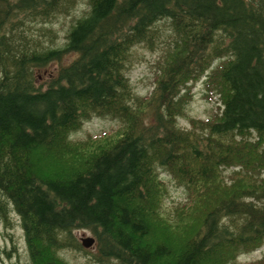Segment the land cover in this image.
I'll use <instances>...</instances> for the list:
<instances>
[{
  "label": "trees",
  "instance_id": "16d2710c",
  "mask_svg": "<svg viewBox=\"0 0 264 264\" xmlns=\"http://www.w3.org/2000/svg\"><path fill=\"white\" fill-rule=\"evenodd\" d=\"M78 1L0 0V211L18 214L31 264H70L56 250L81 247L80 228L95 235V260L122 264H225L261 245L264 0H84L62 45L35 38L37 23ZM160 42L151 96L139 97L127 75L133 50ZM200 77L220 111L184 127L182 89ZM93 116L117 118L119 133L79 157L69 134ZM240 147L253 151L243 157ZM230 166L241 179L220 196L207 191L193 233L154 232L161 168L205 190Z\"/></svg>",
  "mask_w": 264,
  "mask_h": 264
},
{
  "label": "rangeland",
  "instance_id": "374dc122",
  "mask_svg": "<svg viewBox=\"0 0 264 264\" xmlns=\"http://www.w3.org/2000/svg\"><path fill=\"white\" fill-rule=\"evenodd\" d=\"M85 6V1L79 0L72 7L71 14H69L70 11L57 14L48 21L37 23V25L42 26L43 31L41 34H35V38H38L41 43L47 46L62 45L68 26ZM163 46L162 42L154 48L140 44L133 50L127 75L135 94L139 97L151 96V89L156 82V74L159 73V66L162 63L159 56L163 52ZM69 58L70 54H67L62 62H66ZM56 66L57 62L52 61L39 68L36 71L39 80L44 81L50 77ZM203 79V77H200L190 80L182 89L185 94L182 102L183 110L178 115L177 121L184 127H190L193 119L211 121V117L220 111L217 94H211L208 91ZM143 100L145 101V99ZM118 125L117 118L93 116L85 120L78 129L72 131L69 138L76 142L77 146L75 148L78 147L79 157H81V154L84 155L86 152L96 150L102 145L113 141L119 133ZM239 151L245 157L247 151L253 150L240 147ZM67 158L69 160L63 163L62 166H66L73 159L72 155H68ZM239 169L240 167L234 168V166L222 169V174L217 183L206 185L204 190L205 186L202 184V180L194 182L193 185H185L182 179H177L164 168H161L158 174L161 180H158L160 186L158 187L159 191H156L157 198L149 206L150 221L154 232L159 235L167 234L176 240L189 236L199 227L201 217L212 200L213 196L207 195V191L211 190L219 196L222 191L226 192L227 185L241 179V173H238ZM233 170H235L234 173ZM8 205L11 206L9 203ZM177 213H179V216H177ZM174 217L179 219L180 222L172 226ZM73 233L80 242L81 237L86 236H94V241L89 246L81 244V247L72 246L57 249L56 253L64 263L122 264L114 258L103 261L95 260L97 256L96 239L90 229H74ZM262 256H264V242L252 250L240 252L225 264H253L256 260L262 259ZM0 264H31L24 231L19 216L13 209H9L5 219L0 211Z\"/></svg>",
  "mask_w": 264,
  "mask_h": 264
},
{
  "label": "water",
  "instance_id": "95a60500",
  "mask_svg": "<svg viewBox=\"0 0 264 264\" xmlns=\"http://www.w3.org/2000/svg\"><path fill=\"white\" fill-rule=\"evenodd\" d=\"M94 241V237L93 236H86V237H81V243L84 246H89L90 244H92Z\"/></svg>",
  "mask_w": 264,
  "mask_h": 264
},
{
  "label": "bare ground",
  "instance_id": "6f19581e",
  "mask_svg": "<svg viewBox=\"0 0 264 264\" xmlns=\"http://www.w3.org/2000/svg\"><path fill=\"white\" fill-rule=\"evenodd\" d=\"M84 246V245H83Z\"/></svg>",
  "mask_w": 264,
  "mask_h": 264
}]
</instances>
